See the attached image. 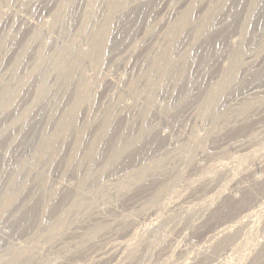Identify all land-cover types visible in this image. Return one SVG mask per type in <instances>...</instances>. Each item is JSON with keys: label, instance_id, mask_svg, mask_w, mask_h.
<instances>
[{"label": "rangeland", "instance_id": "obj_1", "mask_svg": "<svg viewBox=\"0 0 264 264\" xmlns=\"http://www.w3.org/2000/svg\"><path fill=\"white\" fill-rule=\"evenodd\" d=\"M195 1L0 0L1 264H264V0Z\"/></svg>", "mask_w": 264, "mask_h": 264}, {"label": "bare ground", "instance_id": "obj_2", "mask_svg": "<svg viewBox=\"0 0 264 264\" xmlns=\"http://www.w3.org/2000/svg\"><path fill=\"white\" fill-rule=\"evenodd\" d=\"M6 1H7V0H6ZM75 1H76V0H75ZM196 1H197V0H196ZM196 1H195V2H196ZM199 1L201 2V0H199ZM224 1H227V0H224ZM239 1H240V0H239ZM241 1H242V0H241ZM250 1H251V0H250ZM253 1H254V0H253ZM68 2H69V1H68ZM152 2H153V1H152ZM193 2H194V1H193ZM218 2H219V1H218ZM221 2H222V1H221ZM50 3H51V2H50ZM188 3H189V2H188ZM227 3H228V2H227ZM251 3H252V2H251ZM7 4H8V3H7ZM46 4H47V3H46ZM63 4H64V3H63ZM190 4H191V3H190ZM196 4H197V3H196ZM219 4H220V3H219ZM51 5H52V4H51ZM86 5H87V4H86ZM202 5H203V4H202ZM224 5H225V4H224ZM224 5H223V6H224ZM236 5L238 6V4H236ZM236 5H233V4H232V6H230V7H227V6H226L227 8L225 7L226 9H225V12H224V13H226V15H227V17H228V18L226 17V20H227L228 22H230L229 20H231V18L234 17V16L237 14V11H238L237 9H238L239 6H238V7H235ZM239 5H240V4H239ZM241 5H242V4H241ZM144 6H145V5H144ZM186 6H188V5L186 4ZM193 7H194V6H192V8H193ZM233 7H234V8H233ZM252 7H254V4H253ZM186 8H187V7H186ZM186 8H185V9H186ZM194 8H195V7H194ZM200 8H201V7H200ZM214 8H215V7H214ZM216 8H217V7H216ZM142 9H143V8H142ZM240 9H241V8H240ZM15 10H16V9H15ZM135 10H136V9H135ZM188 10H189V9H188ZM188 10H187V11H188ZM219 10H220V9H219ZM221 10H222V9H221ZM256 10H257V9H256ZM22 11H23V10H22ZM139 11H140V10H138L137 12H139ZM185 11H186V10H185ZM190 11H194V10H189V12H190ZM222 11H224V9H223ZM52 12H53V11H52ZM137 12L134 11V12L129 13L128 15H126V16H125V19H124V20H125V23L123 22L125 25H124V24H122V25H124L125 27H126V26L128 27L129 25H128L127 23H128L130 20L133 19V18H131V17H133L135 13H136V16H137ZM214 12H215V11H213L212 14H213ZM219 12H221V11H219ZM240 12H241V11H240ZM256 12H257V11H256ZM263 12H264V11H263ZM263 12H262V13H263ZM184 13H185V12H184ZM205 13H206V12H205ZM232 13H233V15H231ZM0 14H1V13H0ZM9 14H10V13H9ZM26 14H27V13H26ZM187 14H190V13H187ZM199 14H200V13H199ZM216 14H217V13H216ZM219 14H220V13H219ZM219 14H218V15H219ZM221 14H223V13H221ZM221 14H220V16H222ZM234 14H235V15H234ZM203 15H204V14H203ZM208 15H209V14H208ZM208 15H207V16H208ZM263 15H264V13H263ZM121 16H122V15H121ZM139 16H140V15H139ZM183 16H184V14H183ZM237 16H238V14H237ZM260 16H262V15H260ZM63 17H64V16H63ZM187 17H188V16H185V17H183V18L185 19V18H187ZM201 17H202V16H201ZM216 17H217V16H216ZM224 17H225V16H223L222 18H224ZM257 17H258V16H257ZM12 18H13V17H12ZM134 18H135V17H134ZM136 18H137V17H136ZM218 18H219V16H218ZM218 18H216V19L218 20ZM237 18H238V17H236V19H237ZM260 18H261V17H260ZM50 19H51V18H50ZM184 19H183V20H184ZM185 20H187V19H185ZM217 20H216L215 23H217ZM261 20H262V19H261ZM5 21H6V20H5ZM48 21H49V20H48ZM96 21H97V20H96ZM133 21H134V20H133ZM181 21H182V20H181ZM237 21H238V20H237ZM244 21H245V20H244ZM246 21H247V20H246ZM27 22H28V21H27ZM130 22H132V21H130ZM137 22H138V21H137ZM185 22H186V21H185ZM185 22H184V23H185ZM220 22H221V20H220ZM231 22H232V20H231ZM135 23H136V22H135ZM181 23H182V22H181ZM195 23H196V22H195ZM245 23H246V22H245ZM248 23H249V22H248ZM254 23H255V22H254ZM262 23H263V22H262ZM137 24H138V23H137ZM177 24H178V23H177ZM179 24H180V23H179ZM186 24H187V23H186ZM257 24H258V23H257ZM130 25H131V24H130ZM134 25H136V24L133 23V26H134ZM193 25H194V24H193ZM229 25H230V23H229ZM229 25H227V26H229ZM232 25H233V24H232ZM234 25H235V24H234ZM234 25H233V26H234ZM237 25H238V24H237ZM247 25H248V24H247ZM137 26H138V25H137ZM178 26H179V25H178ZM211 26H212V25H211ZM256 26H257V25H256ZM262 26H263V25H262ZM31 27H32V26H31ZM127 27H126V28H127ZM129 27H130V26H129ZM193 27H194V26H193ZM200 27H201V26H200ZM200 27H199V28H200ZM216 27H217V26H216ZM225 27H226V26H225ZM225 27H224V28H225ZM241 27H242V26H241ZM108 28H109V27H108ZM123 28H124V27H123ZM126 28H125V30H126ZM176 28H177V27H176ZM178 28H179V27H178ZM186 28H187V27H186ZM224 28H223V29H224ZM244 28H245V27H244ZM246 28H247V27H246ZM172 29H174V28H172ZM209 29H210V28H209ZM232 29H233V28H232ZM242 29H243V28H242ZM182 30H183V29H182ZM228 30H230V29H228ZM246 30H247V29H246ZM262 30H263V29H262ZM105 31H106V30H105ZM129 31H130V30H129ZM132 31H133V30H132ZM176 31H177V30H176ZM231 31H232V30H231ZM231 31H230V32H231ZM243 31H244V30H243ZM249 31H250V30H249ZM254 31H255V32L258 31V28H257L256 30H254ZM263 31H264V30H263ZM126 33H127V32H126ZM173 33L175 34V32H173ZM250 33H251V32H250ZM70 34H71V33H70ZM181 34H182V33H181ZM204 34H205V33H204ZM230 34H231V33H229L227 30H225L224 32H222V34H221L220 36H221V37H224V36H225V37H226V41H229L230 38H231V37H230ZM247 34H249V33L247 32ZM262 34H263V33H262ZM132 35H133V34H132ZM146 35H147V34H146ZM249 35H251V34H249ZM255 35H256V34H255ZM263 35H264V34H263ZM58 36H59V35H58ZM69 36H70V35H69ZM101 36H102V35H101ZM103 36H104V35H103ZM103 36H102V37H103ZM119 36H120V35H119ZM119 36H118V38H120ZM122 36H124V35H122ZM175 36H176V34H175ZM171 37H172V36H171ZM179 37H180V36H179ZM244 37H245V36H244ZM244 37H243V38H244ZM18 38H19V37H18ZM122 38H123V37H122ZM68 39H69V38H68ZM68 39H67V40H68ZM103 39H104V38H103ZM231 39H232V38H231ZM52 40H53V39H52ZM118 40H119V39H118ZM50 41H51V40H50ZM96 41H97V40H96ZM114 41H115V40H114ZM120 41H121V40H120ZM14 42H15V41H14ZM98 42H99V41H98ZM115 42H117V41H115ZM115 42H114V43H115ZM100 43H101V42H100ZM100 43H99V44H100ZM238 43H239V42H238ZM240 43H241V42H240ZM72 44H73V43H72ZM114 45H115V44H114ZM220 45H221V44H220ZM228 45H229V44H228ZM5 46H6V45H5ZM97 46H98V45H97ZM118 46H119V45H118ZM182 46H183V45H182ZM205 46H206V45H205ZM50 47H51V46H50ZM102 47H103V45H102ZM212 47H213V46H211V45L208 44V46L206 47L207 52H209L210 49H211ZM5 48H6V47H5ZM55 48H56V47H55ZM65 48H66V47H65ZM254 48H255V47H254ZM103 49H104V48H103ZM124 49H125V48H124ZM131 49H132V48H131ZM214 50H215V49H214ZM216 50H217V49H216ZM224 50H225V49H224ZM87 51H88V50H87ZM101 51H102V49H101ZM121 51H122V50H121ZM211 51H212V50H211ZM217 51H218V50H217ZM236 51H237V50H236ZM242 52H244V51H242ZM1 53H2V52H1ZM76 53H77V52H76ZM76 53H74V54H76ZM82 53L84 54L85 52H82ZM209 53H210V52H209ZM211 53H212V52H211ZM211 53H210V54H211ZM41 54H42V53H41ZM78 54H79V53H78ZM178 54H179V53H178ZM207 54H208V53H207ZM221 54H222V53H221ZM240 54H241V53H240ZM26 55H27V54H26ZM96 55H97V54H96ZM99 55H100V53H99ZM205 55H206V54H205ZM222 55H223V54H222ZM238 55H239V54H238ZM245 55H246V54H245ZM35 56H36V55H35ZM71 56H72V55H71ZM92 56H93V55H92ZM208 56H209V55H208ZM239 56H240V55H239ZM77 57H78V56H77ZM85 57H86V56H85ZM89 57H90V56H89ZM101 57H102V56H101ZM253 57H254V56H253ZM87 58H88V57H87ZM234 58H235V57H234ZM72 59H73V58H72ZM91 59H92V57H91ZM97 59H98V58H97ZM205 59H207V55H206V56H201V58H200V59H197V60H198L201 64H203V63L205 64V63H206V60H205ZM74 60H75V59H74ZM98 60H99V59H98ZM98 60H97V61H98ZM184 60H185V59H184ZM194 60H195V59H194ZM239 60H240V59H239ZM52 61H53V60H52ZM64 61H65V60H64ZM234 61H235V60H234ZM234 61H233V62H234ZM74 62H76V61H74ZM207 62H208V61H207ZM237 62H238V61H237ZM251 62H252V61H251ZM117 63H118V62H117ZM200 63H199V64H200ZM263 63H264V62H263ZM167 64H168V63H167ZM188 64H189V63H188ZM204 64H203V65H204ZM206 64H207V63H206ZM233 64H235V63H233ZM6 65H7V64H6ZM14 65H15V64H14ZM186 65H187V64H186ZM50 66H51V65H50ZM75 66H76V65H75ZM160 66H161V65H160ZM179 66H180V65H179ZM187 66H188V65H187ZM233 66H234V65H233ZM233 66H232V67H233ZM79 67H80V66H79ZM98 67H99V66H98ZM109 67H110V66H109ZM175 67H176V66H175ZM191 67H192V66H191ZM201 67H202V66H201ZM241 67H242V66H241ZM18 68H20V67H18ZM18 68H17V69H18ZM57 68H58V67H57ZM171 68H172V67H171ZM181 68H182V67H181ZM188 68H190V67H188ZM236 68H237V67H236ZM17 69H16V70H17ZM55 69H56V68H55ZM160 69H161V67H160ZM165 69H166V68H165ZM175 69H176V68H175ZM189 70H190V69H189ZM235 70H236V69H235ZM81 71H82V70H81ZM163 71H164V70H163ZM172 71H174V70H172ZM182 71H183V70H182ZM56 72H57V71H56ZM72 72H73V71H72ZM170 72H171V71H170ZM15 73H16V72H15ZM77 73H78V72H77ZM164 73H165V72H164ZM180 73H181V72H180ZM187 73H188V72H187ZM187 73H186V74H187ZM68 74H69V73H68ZM168 74H169V73H168ZM177 74H178V73H177ZM247 74H248V73H247ZM22 75H23V74H22ZM70 75H71V74H70ZM164 75H165V74H164ZM180 75H181V74H180ZM189 75H190V74H189ZM15 76H16V75H15ZM26 76H27V75H26ZM52 76H53V75H52ZM68 76H69V75H68ZM185 76H186V75H185ZM230 76H232V75H230ZM250 76H251V78H250V82H251V80H256V79H257L256 81H258V80H260V81L263 80V81H264V64L261 65L260 67H258L257 69H255V70L252 72V75H250ZM71 77H72V76H71ZM139 77H140V76H139ZM170 77H171V76H170ZM179 77H180V78H178V75H176V78H178V81H177V82L182 83L181 80L179 81V79H181V76H179ZM192 77H193V76H191V78H192ZM184 78H185V77H184ZM184 78H183V79H184ZM186 78H187V77H186ZM188 78H189V77H188ZM197 78H198V77H197ZM122 79H123V78H122ZM171 79H172V78H171ZM189 79H190V78H189ZM229 79H230V78H229ZM67 80H69V78H68ZM114 80H115V79H114ZM145 80H146V79H145ZM165 80H166V79H165ZM176 80H177V79H176ZM184 80H185V79H184ZM184 80H183V81H184ZM193 80H194V79H193ZM197 80H198V79H197ZM197 80H195V81H197ZM227 80H228V79H227ZM71 81H72V79H71ZM117 81H118V80H117ZM185 81H186V80H185ZM198 82H200V80H199ZM65 83H67V82H64V84H65ZM93 83H94V82H93ZM180 83H177V84H180ZM187 83L189 84V83H190V80H189ZM191 83H192V82H191ZM201 83H202V82H201ZM224 83H225V82H224ZM248 83H249V82H248ZM255 83H256V82H255ZM62 84H63V83H62ZM67 84H68V83H67ZM196 84H197V83H196ZM221 84H223V82H222ZM221 84H220V85H221ZM37 85H38V84H37ZM53 85H54V84H53ZM106 85H107V84H106ZM168 85H169V84H168ZM180 85H181V84H180ZM263 85H264V84H263ZM4 86H5V85H4ZM9 86H10V85H8V87H9ZM60 86H61V84H60ZM67 86H68V85H67ZM178 86H179V85H178ZM186 86H188V85H186ZM18 87H19V86H18ZM61 87H62V86H61ZM65 87H66V86H65ZM182 87H183V85H182ZM184 87H185V86H184ZM188 87H190V86H188ZM11 88H12V87H11ZM74 88H75V87H74ZM178 88H179V87H178ZM215 88H216V87H215ZM5 89H6V88H5ZM12 89H13V88H12ZM186 89H187V88H186ZM13 90H14V89H13ZM77 90H78V89H77ZM143 90H144V89H143ZM162 90H163V89H162ZM177 90H178V89H177ZM188 90H189V89H188ZM224 90H225V89H224ZM2 91H3V90H2ZM80 91H81V90H80ZM163 91H164V90H163ZM208 91H209V90H208ZM213 91H215V90H213ZM217 91H218V90H217ZM66 92H67V91H66ZM78 92H79V91H78ZM186 92H187V91H186ZM3 93H4V92H3ZM9 93H10V91H9ZM17 93H18V92H17ZM79 93H80V92H79ZM134 93H135V92H134ZM206 93H207V92H206ZM222 93H223V92H222ZM224 93H225V92H224ZM224 93H223V94H224ZM6 94H7V93H6ZM189 94H190V93H189ZM209 94H210V92H209ZM259 94H260V93H259ZM3 95H5V94H3ZM173 95H174V94H173ZM213 95H214V94H212V96H213ZM215 95H216V93H215ZM79 96H80V95H79ZM190 96H191V95H190ZM206 96H207V95H206ZM218 96H219V95H218ZM222 96H223V95H222ZM36 97H37V96H36ZM181 97H182V96H181ZM123 98H124V97H123ZM214 98H215V97H214ZM219 98H221V97H219ZM223 98H224V97H223ZM5 99H6V98H5ZM5 99H4V100H5ZM125 99H126V98H125ZM184 99H185V98H184ZM209 99H210V98H209ZM129 100H130V99H129ZM210 100H211V99H210ZM227 100H228V99H227ZM254 100H255V99H254ZM6 101H7V100H6ZM185 101H186V100H185ZM206 101H207V100H206ZM0 102H1V101H0ZM125 102H126V101H125ZM239 102H240V101H239ZM49 103H50V102H49ZM191 103H192V102H191ZM44 104H45V103H44ZM100 104H101V103H100ZM145 104H146V103H145ZM180 104H181V103H180ZM182 104H183V103H182ZM182 104H181V105H182ZM0 105H1V104H0ZM52 105H53V104H52ZM177 105H178V104H177ZM177 105H176V106H177ZM244 106H245V105H244ZM40 107H41V106H40ZM165 107H166V106H165ZM178 107H179V106H178ZM51 108H52V107H51ZM174 108H175V107H174ZM47 109H48V108H47ZM163 109H164V108H163ZM171 109H172V108H171ZM216 109H217V108H216ZM45 110H46V109H45ZM53 110H54V109H53ZM176 110H177V108H176ZM223 111H224V110H223ZM133 112H134V111H133ZM161 112H162V111H161ZM1 113H2V112H1ZM52 113H53V112H52ZM56 113H57V112H56ZM70 113H71V112H70ZM73 113H74V112H73ZM218 113H219V112H218ZM75 114H76V113H75ZM105 114H106V112H105ZM112 114H113V113H112ZM145 114H146V113H145ZM118 115H119V114H118ZM246 115H247V113H246ZM18 116H19V115H18ZM23 116L25 117V115H23ZM28 116H29V115H28ZM38 116H39V115H38ZM62 116H63V115H62ZM107 116H108V114H107ZM107 116H106V117H107ZM21 117H22V115H21ZM113 117H114V116H113ZM144 117H145V116H144ZM26 118H27V117H26ZM43 118H44V117H43ZM160 118H161V117H160ZM183 118H184V117H183ZM31 119H32V118H31ZM59 119H60V118H59ZM63 119H64V118H63ZM66 119H67V118H66ZM66 119H65V120H66ZM108 119H109V118H108ZM111 119H112V118H111ZM155 119H156V118H155ZM158 119H159V118H158ZM42 120H43V119H42ZM53 120H54V119H53ZM68 120H69V119H68ZM94 120H95V119H94ZM106 120H107V119H106ZM147 120H148V119H147ZM149 120H150V119H149ZM48 121H49V119H48ZM48 121H47V122H48ZM61 121H63V120H61ZM69 121H70V120H69ZM69 121H68V122H69ZM113 121H114V120H113ZM159 121H160V120H159ZM28 122H29V121H28ZM42 122H43V121H42ZM104 122H105V121H104ZM39 123H40V122H39ZM57 123H58V122H57ZM69 123H70V122H69ZM71 123H72V121H71ZM105 123H106V122H105ZM105 123H104V124H105ZM142 123H143V122H142ZM29 124H31V123H29ZM87 124H88V123H87ZM87 124H86V125H87ZM100 124H101V123H100ZM112 124H113V123H112ZM60 125H61V124H60ZM68 125H69V124H68ZM129 125H130V124H129ZM11 126H12V125H11ZM63 126H64V125H63ZM69 126H70V125H69ZM102 126H103V125H102ZM141 126H142V125H141ZM144 126H145V125H144ZM152 126H153V125H152ZM24 127H25V126H24ZM41 127H42V126H41ZM41 127H40V128H41ZM59 127H61V126H59ZM64 127H65V126H64ZM64 127H63V128H64ZM72 127H73V126H72ZM110 127H111V126H110ZM132 127H133V126H132ZM145 127H146V126H145ZM147 127H148V126H147ZM164 127H165V126H164ZM203 127H204V126H203ZM45 128H46V127H45ZM61 128H62V127H61ZM107 128L109 129V127H107ZM24 129H25V128H24ZM129 129H130V128H129ZM55 130H56V129H55ZM62 130H63V129H62ZM80 130H81V129H80ZM109 130H110V129H109ZM140 130H141V129H140ZM142 130H143V129H142ZM18 131H19V130H18ZM32 131H33V130H32ZM36 131H37V129H36ZM36 131H35V132H36ZM65 131H66V130H65ZM9 132H10V131H9ZM45 132H46V131H45ZM71 132H72V131H71ZM73 132H74V131H73ZM101 132H102V131H101ZM105 132H107V131H105ZM145 132H146V130H145ZM153 132H154V131H153ZM187 132H188V131H187ZM29 133H30V132H29ZM42 133H43V132H42ZM78 133H79V132H78ZM96 133H98V132H96ZM102 133H104V132H102ZM109 133H110V132H109ZM109 133H108V134H109ZM141 133H143V132H141ZM27 134H28V133H27ZM36 134H37V133H36ZM75 134H76V133H75ZM106 134H107V133H106ZM108 134H107V135H108ZM128 134H129V133H128ZM150 134H151V133H150ZM79 135H80V134H79ZM95 135H96V134H95ZM126 135H127V134H126ZM32 136H33V135H32ZM41 136H42V135H41ZM72 136H73V135H72ZM104 136H105V135H104ZM104 136H103V137H104ZM13 137H14V136H13ZM25 137H26V136H25ZM75 137H76V136H75ZM77 137H78V136H77ZM127 137H128V135H127ZM0 138H2V137H0ZM6 138H7V137H6ZM44 138H45V137H44ZM44 138H43V139H44ZM84 138H85V137H84ZM92 138H93V137H92ZM96 138H97V137H96ZM107 138H108V137H107ZM117 138H118V137H117ZM117 138H116V139H117ZM121 138H122V137H121ZM124 138H125V137H124ZM135 138H137V137H135ZM157 138H158V137H157ZM30 139H31V138H30ZM43 139H42V140H43ZM79 139H80V138H79ZM97 139H98V138H97ZM105 139H106V138H105ZM108 139H109V138H108ZM118 139H119V138H118ZM125 139H126V138H125ZM130 139H131V138H130ZM137 139H138V138H137ZM137 139H136V140H137ZM149 139H150V140H151V139L153 140V142L151 141L152 143H154V141H157V140H158V139L155 140V139H156V136H155L154 133L151 134V135L149 136ZM149 139H148V140H149ZM176 139H177V138H176ZM31 140H32V139H31ZM98 140H99V139H98ZM100 140H101V139H100ZM103 140H104V139H103ZM126 140H128V139H126ZM134 140H135V139H134ZM160 140H161V139H160ZM32 141H33V140H32ZM139 141H140V140H139ZM20 142H21V141H20ZM26 142H27V141H26ZM28 142H29V141H28ZM45 142H46V141H45ZM45 142L43 141V143H45ZM93 142H94V141H93ZM105 142H106V141H105ZM115 142H117V141H115ZM123 142H124V141H123ZM132 142H133V141H132ZM136 142H137V141H136ZM242 142H243V141H242ZM29 143H30V142H29ZM94 143H95V142H94ZM101 143H102V142H101ZM118 143H120V142H118ZM124 143H125V142H124ZM156 143H157V142H156ZM177 143H178V142H177ZM84 144H85V143H84ZM93 145H95V144H93ZM100 145H101V144H100ZM109 145H111V144H109ZM122 145H124V144H122ZM125 145H127V144H125ZM128 145H129V144H128ZM128 145H127V146H128ZM149 145H150V143H149ZM81 146H82V145H81ZM83 146H84V145H83ZM88 146H89V145H88ZM96 146H97V144H96ZM98 146H99V145H98ZM117 146H118V145H117ZM120 146H121V145H120ZM132 146H133V145H132ZM136 146H137V145H136ZM139 146H140V145H139ZM155 146H156V145H155ZM31 147H32V146H31ZM129 147H130V146H129ZM133 147H135V146H133ZM165 147H166V146H165ZM72 148H73V147H72ZM88 148H90V147H88ZM95 148H96V147H95ZM95 148H94V150H95ZM105 148H106V147H105ZM124 148H125V147H124ZM149 148H150V147H149ZM233 148H234V147H233ZM21 149H22V148H21ZM32 149H34V148H32ZM114 149H115V148H114ZM119 149H120V148H119ZM126 149H127V148H126ZM136 149H137V148H136ZM147 149H148V148H146V150H147ZM153 149H154V148H153ZM28 150H29V149H28ZM74 150H75V149H74ZM134 150H135V149H134ZM150 150H151V149H150ZM40 151H42V150H40ZM101 151H102V150H101ZM120 151H121V150H120ZM127 151H128V150H127ZM35 152H36V151H35ZM113 152H115V150H113ZM121 152H122V151H121ZM129 152H130V151H129ZM141 152H143V151H141ZM237 152H238V151H237ZM36 153H37V152H36ZM36 153H35V154H36ZM89 153H90V152H89ZM93 153H94V152H93ZM115 153H116V152H115ZM126 153H127V152H126ZM43 154H44V153H43ZM87 154H88V153H87ZM91 154H92V153H91ZM103 154H105V153H103ZM111 154H112V153H111ZM117 154H118V152H117ZM117 154H116V155H117ZM123 154H125V153H123ZM36 155H37V154H36ZM74 155H75V153H74ZM128 155H129V153H128ZM139 155H140V154H139ZM256 155H257V154H256ZM0 156H1V155H0ZM87 156H88V155H87ZM91 156H92V155H91ZM94 156H95V155H94ZM97 156H98V155H97ZM112 156H113V155H112ZM114 156H115V155H114ZM85 157H86V155H85ZM92 157H93V156H92ZM107 157H109V156H107ZM124 157H125V156H124ZM132 157H133V156H132ZM132 157H131V158H132ZM66 158H67V157H66ZM90 158H91V157H90ZM112 158H113V157H112ZM115 158H116V157H115ZM125 158H126V157H125ZM110 159H111V158H110ZM116 159H117V158H116ZM120 159H121V158H120ZM188 159H189V158H188ZM99 160H100V158H99ZM121 160H122V159H121ZM123 160H124V159H123ZM131 160H132V159H131ZM33 161H34V160H33ZM86 161H87V160H86ZM118 161H119V160H118ZM80 162H81V161H80ZM94 162H95V161H94ZM74 163H76V162H74ZM115 163H116V162H115ZM155 163H156V162H155ZM220 163H221V162H220ZM104 164H105V163H104ZM84 166H85V165H84ZM90 166H91V165H90ZM92 166H94V165H92ZM110 166H111V165H110ZM46 167H47V166H46ZM103 167H104V166H103ZM88 168H89V167H88ZM91 168H92V167H91ZM23 169H24V168H23ZM92 169H93V168H92ZM118 169H119V168H118ZM227 169H228V168H227ZM90 170H91V169H90ZM87 171H89V170H87ZM2 172H3V171H2ZM19 172H20V171H19ZM28 172H29V170H28ZM50 172H51V171H50ZM90 172H91V171H90ZM226 172H227V171H226ZM263 172H264V171H263ZM17 173H18V171H17ZM22 173H23V172H22ZM91 173H92V172H91ZM94 173H95V172H94ZM19 174H20V173H19ZM38 174H39V173H38ZM42 174H43V173H42ZM89 174H90V173H89ZM92 174H93V173H92ZM84 175H86V174H84ZM131 175H132V174H131ZM140 175H141V174H140ZM143 175H144V174H143ZM227 175H228V174H227ZM19 176H20V175H19ZM24 176H25V175H24ZM26 176H27V175H26ZM98 176H99V175H98ZM14 177H15V175H14ZM16 177H17V176H16ZM83 177H84V176H83ZM140 177H141V176H140ZM5 178H6V177H5ZM24 178H25V177H24ZM80 178H81V177H80ZM130 179H131V178H130ZM142 179H143V178H142ZM258 179H259V178H258ZM6 180H7V179H6ZM18 180H19V179H18ZM26 180H27V179H26ZM81 180H82V179H81ZM85 180H86V179H85ZM253 180H255V179H253ZM256 180H257V179H256ZM1 181H3V180H0V182H1ZM10 181H11V179H10ZM23 181H24V180H23ZM38 181H39V180H38ZM53 181H54V180H53ZM257 181H258V180H257ZM7 182H8V181H7ZM39 182H40V181H39ZM39 182H38V183H39ZM146 182H147V181H146ZM11 183H12V182H11ZM16 183H18V181H17ZM38 183H37V184H38ZM105 183H106V182H105ZM1 184H2V183H1ZM9 184H10V183H9ZM7 185H8V184H7ZM17 185H18V184H17ZM15 186H16V184H15ZM18 186H19V185H18ZM21 186L23 187V185H21ZM42 186H43V185H42ZM229 186H230V185H229ZM38 187H39V186H38ZM52 187H53V186H52ZM67 187H68V186H67ZM151 187H152V186H151ZM242 187H243V186H242ZM244 187H245V186H244ZM7 188H8V187H7ZM39 188H40V187H39ZM42 188H43V187H42ZM82 189H83V188H82ZM6 190H7V189H6ZM8 190H9V189H8ZM23 190H24V189L22 188V191H23ZM46 190H47V189H46ZM125 190H126V189H125ZM135 190H136V189H135ZM162 190H163V189H162ZM9 191H10V190H9ZM15 191H16V190H15ZM19 191H21V190H19ZM19 191H17V192H19ZM24 191H25V190H24ZM41 191H42V190H41ZM6 192H7V191H6ZM12 192H13V191H12ZM12 192H11V193H12ZM4 193H5V192H4ZM20 193L22 194V192H20ZM40 193H41V192H40ZM40 193H39V194H40ZM53 193H54V192H53ZM217 193H218V192H217ZM5 194H6V193H5ZM7 194H8V193H7ZM14 194H15V193H14ZM34 194H35V193H34ZM45 194H46V193H45ZM2 195L4 196V194H2ZM10 195H11V194H10ZM10 195H9V196H10ZM183 195H184V194H183ZM0 196H1V195H0ZM181 196H182V195H181ZM14 197H15V196H14ZM41 197H42V196H41ZM135 197H136V196H135ZM0 198H1V197H0ZM10 198H11V197H10ZM24 198H25V197H24ZM35 198H36V197H35ZM204 198H205V197H204ZM11 199H12V198H11ZM41 199H42V198H41ZM229 199H230V198H229ZM1 200H2V199H1ZM1 200H0V202H1ZM19 200H20V199H19ZM220 200H221V199H220ZM34 201H35V200H34ZM3 202H4V200H3ZM3 202H2V203H3ZM7 202H8V201H7ZM225 202H226V201H225ZM28 203L30 204V201H29ZM202 203H203V202H202ZM226 203H227V202H226ZM35 204H36V203H35ZM2 205H4V204H2ZM2 205H1V206H2ZM5 205H6V204H5ZM23 205L25 206L26 204H23ZM31 205H32V204H31ZM31 205H30V206H31ZM83 205H84V204H83ZM27 206H28V205H27ZM33 206H34V205H33ZM46 206H47V205H46ZM108 206H109V205H108ZM111 206H112V205H111ZM226 206H227V205H226ZM5 207H6V206H5ZM28 207H29V206H28ZM35 207H36V206H35ZM144 207H145V206H144ZM1 208H2V207H1ZM22 208H23V206H22ZM23 209H24V208H23ZM35 209H36V208H35ZM81 209H82V208H81ZM4 210H5V209H3V211H4ZM20 210H21V209H20ZM120 210H121V209H120ZM149 210H150V209H149ZM218 210H219V209H218ZM247 210H248V209H247ZM22 211H23V210H22ZM27 211H28V210H27ZM31 211H32V210L28 211L27 213H25L22 217H20V218L17 220V223H19V224H16V225L18 226V229H21V228H24V227H27V226H28V223L30 222L28 219H29V216H31V213H32ZM38 211H39V210H38ZM69 211H70V210H69ZM0 212H1V211H0ZM17 212L20 213L19 210H17ZM17 212H16V213H17ZM23 212H24V211H23ZM204 212H205V211H204ZM1 213H2V212H1ZM16 213L14 212V215H15ZM2 214H3V213H2ZM29 214H30V215H29ZM33 214H34V211H33ZM33 214H32V216H33ZM18 215H19V214H18ZM244 215H245V214H244ZM2 216H3V215H2ZM16 216H17V215H16ZM35 216H36V215H35ZM213 217H214V216H213ZM238 217H239V216H238ZM242 217H243V216H242ZM12 218H13V217H12ZM243 218H244V217H243ZM243 218H242V219H243ZM246 218H247V217H246ZM9 219H10V218H9ZM13 219H14V218H13ZM30 219H31V218H30ZM61 219H62V218H61ZM36 220H37V219H36ZM38 220H39V219H38ZM226 220H227V219H226ZM236 220H237V219H236ZM240 220H241V219H240ZM244 220H245V218H244ZM28 221H29V222H28ZM56 221H57V220H56ZM237 221H238V220H237ZM245 221H246V220H245ZM57 222H59V221H57ZM57 222H56V224H57ZM98 222H99V221H98ZM98 222H97V223H98ZM62 223H63V222H62ZM77 223H78V222H77ZM99 223H100V222H99ZM102 223H103V222H102ZM236 223H237V222H236ZM105 224H106V223H105ZM237 224H238V223H237ZM239 224H240V223H239ZM30 225H31V224H30ZM42 225H43V224H42ZM59 225H60V224H59ZM61 225H62V224H61ZM96 225H97V224H96ZM96 225H95V226H96ZM102 225H103V224H102ZM154 225H155V224H154ZM241 225H242V224H241ZM31 226H32V225H31ZM53 226H54V225H53ZM55 226H56V225H55ZM220 226H222V225H220ZM220 226H219V227H220ZM231 226H232V225L225 226V227H223V228L221 227L222 229H219V230H220V231L222 230L221 232H227L228 229H229V231H230V227H231ZM239 226H240V225H239ZM242 226H243V225H242ZM93 227H94V226H93ZM101 227H102V226H101ZM234 227H235V226H234ZM41 228H42V227H41ZM55 228H56V227H55ZM57 228H58V227H57ZM61 228H62V227H61ZM96 228H97V227H96ZM59 229H60V228H59ZM97 229H98V228H97ZM121 229H122V228H121ZM203 229H204V228H203ZM232 229H233V228H232ZM235 229H236V228H235ZM51 230H52V228H51ZM219 230H218V231H219ZM237 230H238V229H237ZM237 230H236V231H237ZM19 231H20V230H19ZM27 231H28V230H27ZM60 231H61V230H60ZM106 231H107V230H106ZM212 231H213V230H212ZM216 231H217V230H216ZM229 231H228V233H226V235L223 233L225 236H224L223 238H222V236H221V239H219V242H217V243H218L217 246H221V245L225 244L227 241H229V240H228L229 238H232V235H231L232 233H230L231 231H230V232H229ZM51 232H52V231H51ZM54 232H55V231H54ZM93 232H94V231H93ZM198 232H199V231H198ZM49 233H50V232H49ZM81 234H82V233H81ZM84 234H85V233H84ZM87 234H88V233H87ZM126 234H127V233H126ZM238 234H239V233H238ZM243 234H244V233H243ZM233 235H234V234H233ZM59 236H60V235H59ZM74 236H75V235H74ZM89 236H90V235H89ZM216 236L218 237V235H216ZM84 237H85V236H84ZM87 237H88V236H87ZM243 237H244V235H243ZM89 238H90V237H89ZM55 240H56V238H55ZM211 241H212V240H211ZM212 245H213V244H212ZM230 245H231V244H230ZM6 246H7V245H6ZM224 246H226V245H224ZM36 248H37V247H36ZM203 249H204V248H203ZM5 250H6V249H5ZM9 250H10V249H9ZM14 250H15V249H14ZM34 250H35V249H34ZM117 250H118V249H117ZM219 250H220V249H219ZM176 252H177V251H176ZM182 252H183V251H182ZM262 252H263V251H262ZM1 253H2V252H1ZM13 253H16V252H13ZM21 253H22V252H21ZM17 254H18V253H17ZM2 255H3V254H2ZM12 255L14 256V254H12ZM19 255L22 256V258H23V256H24L25 254H24V255H21V254L19 253L18 256H19ZM27 255H28V254H27ZM32 255H33V254H32ZM103 255H104V254H103ZM263 255H264V254H263ZM18 256H17V257H18ZM141 256H142V255H141ZM0 257H1V256H0ZM17 257H16V258H17ZM25 257H26V259H27V256H25ZM28 257H30V256H28ZM102 257H103V256H102ZM183 257H184V256H183ZM14 258H15V256H14ZM14 258L12 257V259L10 258V259H8L7 261H5L4 263H9V264H10L11 261L16 262L17 260H16V261L13 260ZM254 258H255V257H254ZM256 258H257V257H256ZM1 259H2V258H1ZM17 259H18V258H17ZM20 259H21V258H19L18 260H20ZM225 259H226V258H225ZM27 260H28V259H27ZM120 260H121V258H120ZM253 260H254V259H253ZM260 260H261V259H260ZM2 262H3V260H2ZM2 262H1V263H2ZM21 262H22V261H21ZM24 262H25V261H24ZM24 262H23V263H24ZM126 262H127V261H126ZM189 262H190V261H189ZM213 262H214V261H213ZM258 262L262 264V262L259 261V258H258ZM258 262L255 261L254 264H255V263L257 264ZM1 263H0V264H1ZM12 263H13V262H11V264H12ZM251 263H252V262H251ZM19 264H20V262H19ZM26 264H27V263H26ZM177 264H178V263H177ZM180 264H181V263H180ZM182 264H183V263H182Z\"/></svg>", "mask_w": 264, "mask_h": 264}]
</instances>
